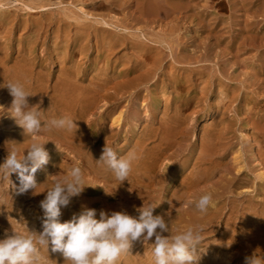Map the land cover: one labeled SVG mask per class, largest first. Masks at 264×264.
I'll return each instance as SVG.
<instances>
[{"label":"rangeland","instance_id":"rangeland-1","mask_svg":"<svg viewBox=\"0 0 264 264\" xmlns=\"http://www.w3.org/2000/svg\"><path fill=\"white\" fill-rule=\"evenodd\" d=\"M143 1L144 3L148 1L153 2L152 14L151 12L146 13L143 10ZM157 1L4 0L0 3V15L2 12H5L4 16L6 18L5 24L0 25L4 28L0 27V34H2L0 35V48L3 49V56L12 54V59L5 61V67L13 65V58L25 59L30 63V67H28L29 72L32 70L36 77L39 75L42 77L32 79L34 84L38 85V89L42 87L41 89L45 88L46 90L39 89L40 93L32 95L31 100L29 99L31 102L28 100L30 106L39 105L37 107L41 113V120L46 122V120L53 119L52 115L55 116L56 106L54 108L53 106L54 104L56 105L57 98L61 96L59 95L61 94L59 91L62 89L60 83L62 81L69 82V85L74 86L76 82H79L76 84L79 86L75 85L76 89L68 88V91H66V93L68 92L66 96L71 93V96H76H74L75 100L72 97L70 105H64V108H62H66L67 110L65 109L64 111L69 112L65 113L67 116L70 114L73 120H78V129L76 131H68V134L71 135H68L70 139L67 140V143H60L58 139L56 140L48 132H41L39 135L31 137L25 133V130L20 127L16 119L12 118L14 114L11 110L13 98L9 95L8 89L3 87L5 82L2 79L9 82L10 78H0V107H3L0 108V151H4L0 152V164L4 163L8 152L16 150L19 154H23L33 142H46L44 147L49 154L48 163L37 170L35 174L41 176V180L39 182L36 181L40 193L36 189V191L33 190L34 194L32 195L30 193L32 190H30L28 193L26 192L27 194H31L27 196L28 198L21 197L20 194V196H16V192L11 188L10 181L5 180L2 176L3 174L0 173V191L2 190L1 192L4 193L0 192V195L2 194L1 196L4 198L6 196L5 200L4 198L0 199V212H4L0 213V240H4L12 235L14 230L24 234H27V230L35 233L42 232L44 213L40 207V202L45 199L47 189L51 188L57 179H63L68 175L69 170L73 166L78 165L83 170L85 184L90 186L85 187L79 196L73 197L67 207L61 208V215L59 217L61 223L71 220L74 215L78 216L85 208L94 209L96 212L95 218L99 220L101 211L109 215L112 212H126L128 215L138 217L139 213L137 209L143 205H159L154 209L153 215H162L168 219L166 214L171 212V231L173 234L182 232L191 225H203L205 231L207 230V233L204 231L203 234L204 240L201 244V249L204 252L201 253L200 264H205L203 261H205V256L206 259L208 258L207 254L214 255L217 264H246L245 257L247 256H251L254 253L264 256V182L261 183L259 179L260 172L264 169V0H179V2H177L178 0H165L166 3L160 0L162 4L160 1V4ZM37 2L39 4L43 3V5L48 7V10L42 14L40 12L29 13L26 6L38 4ZM1 5L6 9H1ZM157 6L160 8L158 7L157 9ZM84 19L86 20L83 21ZM100 19L102 20L100 21ZM105 21L125 28L131 36H129L128 32L123 31L121 34L113 28H109L110 30L107 31L105 25L98 24ZM32 23H37L38 26L34 27ZM81 26H83V30L85 29L84 32ZM8 31H11V33ZM56 35L60 38H57ZM101 35H106L105 44H101ZM115 39L126 41L128 47L119 44L112 48H116L117 50L115 49L116 51L111 56H107L108 52L107 55L103 53L104 57L100 51L103 48V52L109 50L111 41ZM33 41L36 42L35 46L31 45ZM56 41L58 44H55ZM133 44H142V48L146 49L147 53L142 54L141 57L138 50H135V53L130 49V46H133ZM78 45L79 47L77 48ZM8 46L11 48L7 49ZM56 46L57 48L60 47L59 51L55 50ZM66 46H71L70 53L72 52V57L70 59L66 55ZM149 47L150 49H148ZM74 50L77 51L74 52ZM23 55L25 56L23 57ZM127 55L135 57V66L140 61L142 65L138 66L137 72L135 71L131 75L124 76L122 72L126 67L119 59ZM159 59H161V63L157 62ZM158 64L162 67H159ZM70 65L72 66L70 67ZM65 67H69L70 70L72 68V70L68 69V71ZM38 68L43 71H40ZM107 70L109 73H106ZM157 71L159 72L157 73ZM96 72L97 75L95 76L94 73L96 74ZM102 73H106V75H102ZM65 74L69 75L70 78H61V75ZM83 74H88L89 76ZM166 74L168 75L166 76ZM54 76L59 78V80L57 79L58 81H61L59 84ZM98 76L100 77L98 78ZM111 76V79H114L113 83L110 84L111 96L107 97L106 94L108 92L105 91V79ZM151 78L153 79L151 80ZM27 79L30 78H21L22 81ZM37 79L45 80V82L43 83L41 82L42 80L38 81ZM71 79L72 81H69ZM174 79H178L179 81L173 84ZM88 81L91 83L90 85L94 83L93 86H89ZM46 83L49 85H46ZM85 84H87V87ZM56 85L59 86L57 87ZM80 85L82 87L85 86L81 89L83 92L79 90ZM94 85L100 91L93 89L95 88ZM53 88L58 89L54 90ZM77 90L80 93L82 92L81 96L78 92L74 94ZM95 93L97 95L100 94V96L95 95ZM77 94L79 98H77ZM95 96H97V101L94 98ZM90 97L92 100L89 99ZM85 102L88 104L86 105L85 113H83ZM113 102L115 103L113 104ZM105 103L111 104L108 107ZM49 105H51V108ZM80 106L81 108H79ZM68 107L72 108L68 109ZM86 112L88 113L86 114ZM216 112L217 114H215ZM115 113H117V117H121L122 127H111L110 119L116 117ZM10 120L11 124L9 123ZM210 121L211 123L213 122V125ZM11 127L13 128L11 129ZM81 129L82 131H78ZM77 133L80 134L78 135ZM7 134L9 137L14 136L12 137L14 142L12 141V145L9 144L11 147L5 145L2 148L1 146L4 145L3 143L8 136ZM164 134H167L168 137L164 138ZM109 136L110 139H107ZM204 139H207L206 142ZM17 142L21 144L20 147ZM204 142L206 144L205 147ZM70 143L72 144L70 145ZM106 143L113 147L120 157L127 156L130 151H136V155L138 156V159L134 162L136 168L130 173L131 175H129L128 180H125L121 184L116 179L114 180V176L98 165L96 161L100 158L102 149ZM155 143H159V145H155ZM222 146L229 150H224ZM140 148L142 149L140 150ZM204 149L207 153L214 152L208 155L209 159L206 158L205 160L204 157L200 159L203 156L202 152ZM161 152H164V155ZM221 152L225 154L223 155ZM154 153H159L160 155L157 166L153 164ZM211 156L214 158L212 159ZM236 158L237 160H235ZM150 160L151 162H148ZM210 162L211 164L209 165ZM236 163L239 165L237 164L236 166ZM200 166L202 168L207 166L208 168L205 167L204 170L206 169L205 171L211 174L208 176L207 173L203 172V169H200ZM180 168L181 170H179ZM215 168L218 170L216 169V171ZM223 168L225 171L229 168L228 173L223 171ZM246 170H249V172ZM241 171L242 173H240ZM231 173L233 175H230ZM203 174L206 176L204 177L205 180L202 178L204 181L201 179L202 181H199L196 188L188 190L190 191L188 193L180 191L181 186L184 188L189 181L196 180V177H198L196 175L201 177ZM186 175L189 176L187 177ZM15 177H17L15 173L10 176L12 183L15 182L14 184H16V181L18 182ZM223 177L227 182L224 181ZM252 180L257 182H253ZM230 181L232 183L235 181L234 185H229L228 182ZM128 185H134V187L132 189L129 187L127 190ZM129 190L132 191L130 192ZM224 190L225 192L223 193ZM231 192L232 194H229ZM44 193L45 195H43ZM206 193L212 194L214 206H210L211 208L209 207L206 214H201L198 213L199 211L193 203ZM23 197L25 200L22 199ZM250 198H253V200L251 201ZM218 205L221 207H218ZM238 206H241L243 209ZM252 208H255V210ZM257 208L260 209L258 210ZM211 211L213 213H210ZM216 212L217 215H215ZM207 218L210 221L208 223H206L208 221ZM254 219L256 220L255 223ZM165 235H169V233H165ZM212 239L215 241L212 242ZM151 242L134 241L130 250L131 254L121 257L117 264H134L137 261V264H149L150 262V264H153ZM229 244L231 245L228 246ZM50 250L51 248L49 249V253L51 252ZM41 251L43 255L48 256L47 252H45L46 249H41ZM51 254L57 259L59 264L63 261L65 263L61 253L56 252ZM141 254H145L146 257L140 256ZM57 255L62 257L61 260L63 261L61 263L58 260L60 257L57 258ZM50 257L48 264H58L54 258L51 259ZM139 258L140 260H138ZM128 259H130L129 262ZM141 259H144L146 263L142 262ZM65 264H70V262Z\"/></svg>","mask_w":264,"mask_h":264},{"label":"clouds","instance_id":"clouds-1","mask_svg":"<svg viewBox=\"0 0 264 264\" xmlns=\"http://www.w3.org/2000/svg\"><path fill=\"white\" fill-rule=\"evenodd\" d=\"M3 87L13 97L12 116L30 137L41 132L50 133L53 129L76 131L77 124L69 116L42 122L39 105H29L27 98L32 95L25 91L21 83L9 82ZM45 143L33 142L23 154L12 150L0 165L3 178L9 180L11 188L19 194L36 191L39 187L35 173L49 160ZM137 159L135 152L125 157L118 156L114 148L106 143L96 161L121 184L128 180ZM13 173L18 176V187L10 179ZM87 186L90 185L85 184L83 170L78 165L73 166L63 179H57L40 202L44 213L42 232L27 230L24 234L14 230L12 235L0 240V264H48L49 247L53 253H61L70 264H117L121 257L131 254L132 244L137 240L152 241L153 264H199L204 252L201 249L204 226H189L173 234L171 212L166 214L168 219L153 215L159 205H143L137 209L138 217L126 212L109 215L101 211L99 220L95 218L94 209L85 208L78 216L61 223V208L67 207L71 199L79 196ZM194 205L201 214H206L209 207L214 206L212 194L200 196ZM41 249H46L48 256L43 255ZM245 261L246 264H264V256L254 253L245 257Z\"/></svg>","mask_w":264,"mask_h":264},{"label":"bare ground","instance_id":"bare-ground-1","mask_svg":"<svg viewBox=\"0 0 264 264\" xmlns=\"http://www.w3.org/2000/svg\"><path fill=\"white\" fill-rule=\"evenodd\" d=\"M4 1V0H3ZM3 1H1L0 3H2ZM16 1V0H15ZM28 1V0H27ZM30 1H33V0H30ZM102 1V0H101ZM159 1L160 0H158L157 2L159 3ZM164 2H165V0H163ZM177 1V0H176ZM259 1V0H258ZM22 2V1H21ZM138 2V1H137ZM177 2H179V0L177 1ZM249 2V1H248ZM8 3V2H7ZM25 3V2H24ZM28 3H34V2H28ZM38 3V2H37ZM101 3V2H100ZM152 1L151 2H145L144 3V1H143V3H142V7H143V10L146 12V13H149V12H151V10H153V7L154 6H152ZM160 3L162 4V2L160 1ZM159 3V4H160ZM166 3V2H165ZM171 3H173V2H171ZM176 3V2H175ZM174 3V4H175ZM27 4V3H26ZM25 4V5H26ZM113 4V3H112ZM119 4V3H118ZM139 4V3H138ZM156 4V3H155ZM180 4V3H179ZM5 5V4H4ZM27 5H29V4H27ZM47 5V4H46ZM97 5V4H96ZM173 5V4H172ZM177 5V4H176ZM20 7V6H19ZM158 7L159 6H157V9H158ZM26 8H27V11L29 12V13H34V12H40L41 14L43 13V12H45L46 10H48V7H46L45 5H43V3L42 4H33V5H30V6H26ZM59 8V7H58ZM160 8V7H159ZM250 8V7H249ZM1 9H6L3 5H1ZM141 9V8H140ZM142 10V9H141ZM140 10V11H141ZM143 10H142V12H143ZM83 11V10H82ZM67 12V11H66ZM144 12V13H145ZM246 13V12H245ZM4 14H5V12H2L1 13V15H0V25H3V24H5V22H6V18H5V16H4ZM85 14V13H84ZM151 14H152V12H151ZM89 15V14H88ZM84 16V15H83ZM87 16V15H86ZM85 17V16H84ZM88 17H90V16H88ZM87 17V18H88ZM86 18V19H87ZM8 20H9V18H7ZM78 19H80V18H78ZM86 19H84L83 21H85ZM37 20H39V19H37ZM69 20H71L70 18H69ZM81 20V19H80ZM91 20V19H90ZM95 20H97V19H95ZM102 19H100V21H101ZM15 21V20H14ZM43 22V21H42ZM95 24H96V22H95ZM98 24H103V26L105 25L106 26V30L108 31V30H110L109 28H113V29H116L118 32H120L121 34H122V32L124 31V32H128L127 30H125V28H122V27H119V26H117V25H113L112 23L110 24V22L109 23H107L106 21L105 22H102V23H98ZM32 26H34V27H36V26H38V24L37 23H32ZM0 27H2V26H0ZM42 27V26H41ZM83 26H81V28H82ZM101 27V26H100ZM3 28V27H2ZM80 28V29H81ZM86 28V27H85ZM4 29V28H3ZM82 30H83V28H82ZM85 30V29H84ZM84 30H83V32H84ZM98 30V29H97ZM11 31H12V29H11ZM11 31H8V32H10L11 33ZM63 31V30H62ZM94 31H96V30H94ZM113 31V30H112ZM130 31V30H129ZM29 32V31H28ZM87 32H88V30H87ZM93 32V31H92ZM132 32V31H131ZM0 33H1V31H0ZM63 33V32H62ZM111 33V32H110ZM112 33H114V32H112ZM129 33V32H128ZM95 34V33H94ZM130 34V33H129ZM134 34V33H133ZM0 35H2V34H0ZM7 35V34H6ZM127 35V34H126ZM44 36V35H43ZM46 36V35H45ZM91 36V35H90ZM129 36H131V34L129 35ZM128 36V37H129ZM137 36H139V35H137ZM56 37L58 38L59 36H57L56 35ZM116 37V36H115ZM124 37V36H123ZM135 37H136V35H135ZM142 37V36H141ZM11 38V37H10ZM47 38V37H46ZM60 38V37H59ZM96 38V37H95ZM146 38H148V37H146ZM45 39V38H44ZM64 39V38H63ZM66 39V38H65ZM105 39H106V35H101V44H105L106 42H105ZM126 39V38H125ZM135 39V38H134ZM142 39V38H141ZM145 39V38H144ZM1 40V39H0ZM27 40H29V39H27ZM41 40V39H40ZM68 40V39H67ZM66 40V41H67ZM70 40V39H69ZM78 40V39H77ZM150 40V39H149ZM148 40V41H149ZM4 41V40H3ZM58 41V40H57ZM57 41L55 42V44L57 43ZM81 41V40H80ZM83 41V40H82ZM131 41V40H130ZM142 41V40H141ZM145 41H147V40H145ZM151 41V40H150ZM163 41H164V39H163ZM162 41V42H163ZM41 42V41H40ZM44 42V41H43ZM143 42V41H142ZM3 43V42H2ZM5 43V42H4ZM67 43H68V41H67ZM131 43H133V42H131ZM135 43V42H134ZM144 43V42H143ZM164 43V42H163ZM35 44H36V42L35 41H33L32 43H31V45H33V46H35ZM58 44V43H57ZM60 45H61V43H59ZM79 44V43H78ZM96 44H97V42H96ZM119 44H122L123 46H125V47H128L127 46V42L126 41H123V40H121V39H115V40H112L111 41V43H110V45H109V50H107L106 52H103L104 50V48L102 49V51H100L101 52V54L102 55H107V53L109 52V54L107 55V56H111L113 53H114V51H116L117 49L116 48H114V49H112L113 47H115V46H118ZM146 44V43H145ZM159 44H161V42H159ZM21 45V44H20ZM23 45V44H22ZM80 45V44H79ZM79 45L77 46V48L79 47ZM130 45V44H129ZM10 46V45H9ZM7 47V49H10L11 47ZM96 46V45H95ZM99 46H100V44H99ZM102 46V45H101ZM71 47V46H70ZM70 47L69 46H66V50H67V57L70 59L71 57H72V52L70 53ZM108 47V46H107ZM147 47H148V44H147ZM18 48V47H17ZM19 48H20V46H19ZM47 48H48V46H47ZM60 48V47H59ZM59 48H57V46H56V48H55V50H57V51H59ZM21 49V48H20ZM44 49H45V47H44ZM50 49V48H49ZM100 49V48H99ZM116 49V50H115ZM130 49L131 50H133L134 52H135V50H138L139 51V53L141 54H138V55H140L141 57H142V54H145V53H147L146 51V49H144V48H142V44H139V45H135V44H133V46H130ZM148 49H150V47L148 48ZM5 50V49H4ZM80 50V49H79ZM2 51H3V49L2 48H0V78H10V80H8L9 82H19V83H21L23 86H24V89H25V91H27L29 94H31V95H37V94H39L40 92L38 91L39 89H41L42 87H40L39 89L37 88L38 87V85H35L34 84V81H33V79L34 78H42V77H40V75L38 76V77H36L35 75H34V73H33V71L32 70H30V72H29V70H28V67H30L29 66V64L30 63H28L27 62V60H25V59H19V58H13V65L11 66V67H5V61H9V60H11L12 59V54H6L5 56H3V54H2ZM7 51V50H6ZM61 51V50H60ZM73 51V50H72ZM75 51H77V50H74V52ZM90 51V50H89ZM119 51V50H118ZM137 51V52H138ZM62 52V51H61ZM96 52V51H95ZM98 52V51H97ZM124 52H126V51H124ZM18 53H20L19 51H18ZM43 53V52H42ZM56 53V52H55ZM104 53V54H103ZM122 53V52H121ZM136 53V52H135ZM46 54V53H45ZM89 54V53H88ZM94 54V53H93ZM19 55V54H18ZM62 55V54H61ZM76 55V54H75ZM79 55V54H78ZM105 55H104V57H105ZM116 55V54H115ZM119 55V54H118ZM121 55V54H120ZM22 56V55H21ZM25 55H23V57H24ZM57 56V55H56ZM147 56H149V55H147ZM22 57V58H23ZM27 57V56H26ZM59 57V56H58ZM67 57H65V58H67ZM74 57V56H73ZM62 58V57H61ZM113 58V57H112ZM134 58L135 57H133L132 55H127V56H124V57H121L120 59H119V61L121 60V63L126 67L125 68V70L122 72V75H124V76H126V75H131V73H134L135 71L137 72V70H138V66L141 64V61L140 62H138V65L137 66H135V62H134ZM162 58V57H161ZM102 59H103V57H102ZM118 59V58H117ZM33 60H34V58H33ZM148 60V59H147ZM109 61H110V57H109ZM137 61H139V60H137ZM136 61V62H137ZM162 61H163V59H162ZM37 62V61H36ZM67 62V61H66ZM70 62V61H69ZM68 62V63H69ZM72 62H73V60H72ZM103 62H104V60H103ZM157 62H159V63H161V59H159V60H157ZM9 63V62H8ZM12 63V62H11ZM101 63V62H100ZM144 63V62H143ZM154 63V62H153ZM102 64V63H101ZM100 64V65H101ZM104 64V63H103ZM145 64V63H144ZM75 65V64H74ZM142 65V64H141ZM72 65H70V67H71ZM92 66V65H91ZM158 66H159V64H158ZM98 67H99V65H98ZM102 67V66H101ZM152 67V66H151ZM159 67H162V66H159ZM32 68V67H31ZM43 68V67H42ZM65 68H67V67H65ZM74 68V67H73ZM82 68V67H81ZM93 68V67H92ZM109 68V67H108ZM140 68V67H139ZM156 68V67H155ZM158 68V67H157ZM34 69V68H33ZM39 69V68H38ZM70 70V68L68 67L67 68V70ZM83 69V68H82ZM96 69V68H95ZM40 70V69H39ZM47 70V69H46ZM64 70V69H63ZM68 70V71H69ZM71 70H72V68H71ZM70 70V71H71ZM76 70V69H75ZM89 70V69H88ZM90 70H91V67H90ZM89 70V71H90ZM103 71H104V69H102ZM109 70V69H108ZM108 70H107V72L106 73H109L108 72ZM153 70V69H152ZM156 70V69H155ZM40 71H43V70H40ZM39 71V72H40ZM149 71V70H148ZM46 72V71H45ZM50 72V71H49ZM66 72V71H65ZM76 72V71H75ZM79 72V71H78ZM87 72V71H86ZM102 72V71H101ZM114 72V71H113ZM139 72V71H138ZM147 72V71H146ZM151 72V71H150ZM156 72V71H155ZM159 71H157V73H158ZM175 72H176V69H175ZM38 73V72H37ZM44 73V72H43ZM106 73L105 74H103L102 73V75H106ZM116 73V72H115ZM171 73V72H170ZM39 74H42V73H39ZM64 74V73H63ZM69 74V73H68ZM114 74V73H113ZM137 74V73H136ZM143 74H146V73H143ZM152 74V73H151ZM169 74V73H168ZM168 74H166V76L168 75ZM190 74V73H189ZM46 75L48 76V74L46 73ZM49 75H50V73H49ZM52 75V74H51ZM83 75H86V74H83ZM88 75V74H87ZM86 75V76H87ZM94 75L96 76L97 75V72H96V74L94 73ZM98 75H99V73H98ZM101 75V76H102ZM110 75H112V74H110ZM116 75V74H115ZM138 75V74H137ZM149 75V74H148ZM158 75V74H157ZM192 75V74H191ZM46 76V77H47ZM80 76V75H79ZM89 76V75H88ZM109 76V75H108ZM144 76V75H143ZM142 76V77H143ZM190 76V75H189ZM51 77V76H50ZM49 77V78H50ZM55 77V76H54ZM100 76H98V78H99ZM104 77V76H103ZM114 77V76H113ZM128 77V76H127ZM134 77V76H133ZM149 77V76H148ZM154 77V76H153ZM12 78V79H11ZM21 78H30V79H27V80H21ZM33 78V79H32ZM48 78V79H49ZM56 78V80L58 79L59 80V78H57V77H55ZM61 78H70V76L69 75H67V74H65V75H61ZM78 78V77H77ZM85 78V77H84ZM83 78V79H84ZM112 78V76L109 78H106L105 79V86H106V90L105 91H107L108 93L106 94L107 95V97H110L111 95V93H110V84L111 83H113V80L111 79ZM114 78H116V77H114ZM135 78V77H134ZM145 78V77H144ZM173 78H176V77H173ZM83 79H82V82H83ZM87 79V78H86ZM135 79H137V78H135ZM146 79V78H145ZM153 78H151V80H152ZM172 79V78H171ZM5 83L4 84H7V83H9V82H7L6 80H4V79H2ZM38 80V79H37ZM39 80H42V79H39ZM38 80V81H39ZM45 80H46V78H45ZM45 80L43 81H41V82H45ZM55 80V82H57ZM81 80V79H80ZM90 80V79H89ZM124 80V79H123ZM140 80H141V76H140ZM147 80H149V79H147ZM47 81V80H46ZM50 81V80H49ZM49 81H48V83H49ZM67 81V80H66ZM69 81H72V79L71 80H69ZM78 81V80H77ZM87 81V80H86ZM130 81H131V78H130ZM136 81V80H135ZM157 81V80H156ZM179 80L177 79V80H173V84H176V82H178ZM61 81H58L57 83L59 84ZM76 82V81H75ZM84 82H85V80H84ZM91 82H92V80H91ZM95 82V81H94ZM99 82V81H98ZM116 82V81H115ZM128 82V81H127ZM148 82H150V81H148ZM190 82H191V79H190ZM40 83V82H39ZM38 83V84H39ZM48 83H46V85L48 84ZM77 83H79V82H76L75 83V85L77 84ZM88 83H89V81H88ZM100 83V82H99ZM118 83V82H117ZM129 83V82H128ZM141 83V82H140ZM144 83H145V80H144ZM156 83V82H155ZM165 83V82H164ZM195 83V82H194ZM194 83H193V85H194ZM50 84V83H49ZM48 84V85H49ZM54 84V83H53ZM70 83L69 82H61L60 83V87L62 88H60L59 87V89H61V91H59V93H61V94H59V95H61L59 98H57V101H56V105L54 104V106H53V108L56 106V113H55V116H51L53 119H58V118H60V117H62V116H67L66 114L67 113H69V112H66V111H64L65 109H62V108H64L63 106L64 105H70V103L72 102L70 99H73L72 97H74L75 95H73V96H71V93H70V95H68V96H66L67 94H68V92L66 93V91H68V88H70V89H76V86H79V85H69ZM73 84V83H72ZM91 83H89V86H93V84L94 83H92V85H90ZM116 84V83H115ZM146 84V83H145ZM43 85V87H45L44 86V84H42ZM83 85V84H82ZM189 85V84H188ZM54 86V85H53ZM57 86V85H56ZM55 86V87H56ZM59 86V85H58ZM57 86V87H58ZM85 86L87 87V84H85ZM85 86H83V87H85ZM95 86V85H94ZM49 87V86H48ZM82 86L80 85V89L79 90H81V89H83V87L81 88ZM139 87V86H138ZM159 87V86H158ZM174 87V86H173ZM176 87V86H175ZM196 87V86H195ZM198 87V86H197ZM97 87L95 86V88H93V89H96ZM105 88V87H104ZM103 88V89H104ZM49 89V88H48ZM54 90H57L58 88H53ZM86 89V88H85ZM93 89H91V90H93ZM151 89V88H150ZM169 89V88H168ZM171 89V88H170ZM175 89V88H174ZM190 89H192L191 87H190ZM41 90H46L45 88H43V89H41ZM40 90V91H41ZM99 90V89H98ZM97 89H96V91H98ZM8 91V90H7ZM72 91V90H71ZM82 91V90H81ZM85 91V90H84ZM95 91V92H96ZM100 91V90H99ZM113 91V90H112ZM209 91V90H208ZM32 92H34V93H32ZM58 92V91H57ZM78 92V90L76 91V92H74V94L75 93H77ZM83 92V91H82ZM81 92V93H82ZM86 92V91H85ZM91 92V91H90ZM177 92V91H176ZM195 92V91H194ZM73 93V92H72ZM80 92H78V94H79ZM81 93L79 94L80 96H81ZM169 93V92H168ZM1 94V93H0ZM56 94V93H55ZM64 94V95H63ZM78 94H77V96H78ZM84 94V93H83ZM92 94V93H91ZM90 94V95H91ZM10 95V94H9ZM58 95V94H57ZM95 95H97V93H95ZM210 95V94H209ZM52 96V95H51ZM83 96V95H82ZM93 96V95H92ZM91 96V97H92ZM97 96H100V94H98ZM97 96H95L94 98H96ZM71 97V98H70ZM76 97V96H75ZM75 97H74V99L73 100H75ZM91 97L89 98V99H91ZM13 98V97H12ZM31 96H29L27 99L29 100H31ZM39 98V97H38ZM51 98V97H50ZM77 98H79V96L77 97ZM76 98V99H77ZM84 98V97H83ZM201 98V97H200ZM39 99H41V98H39ZM43 99V98H42ZM81 99V98H80ZM208 99V98H207ZM29 100V102H31ZM38 100V99H37ZM83 100V99H82ZM92 100V99H91ZM104 100H106L105 98H104ZM49 101H50V99H49ZM52 101V100H51ZM77 101V100H76ZM96 101H97V98H96ZM114 101V100H113ZM162 101V100H161ZM4 102V101H3ZM39 102H41V101H39ZM38 102V103H39ZM53 102V101H52ZM108 102V101H107ZM192 102V101H191ZM196 102V101H195ZM220 102V101H219ZM55 103V102H54ZM76 103V102H75ZM77 103H78V101H77ZM76 103V104H77ZM86 103V102H85ZM115 102H113V104H114ZM210 103V102H209ZM35 104V103H34ZM40 104V103H39ZM80 104V103H79ZM88 103H86L84 106H83V113H85V111H86V105H87ZM109 104H111V103H109ZM108 103H105V105L106 106H108L109 105ZM36 105H38V104H36ZM71 105H74V104H71ZM83 105V104H82ZM191 105V104H190ZM78 106V105H77ZM177 106V105H176ZM49 107L51 108V105H49ZM89 107V106H88ZM109 107V106H108ZM162 107V106H161ZM0 108H3L2 106L0 107ZM72 108V107H71ZM70 107H68V109H71ZM79 108H81V106L79 107ZM98 108V107H97ZM105 108H107V107H105ZM105 108H103V109H105ZM76 109V108H75ZM67 110V109H66ZM81 110V109H80ZM79 110V111H80ZM2 111H3V109H2ZM1 111V112H2ZM54 111V110H53ZM76 111V110H75ZM104 111V110H103ZM115 111H117V110H115ZM137 111V110H136ZM215 111V110H214ZM74 112V111H73ZM93 112V111H92ZM217 112H218V110H217ZM217 112L215 113V114H217ZM54 113V112H53ZM52 113V114H53ZM66 113V114H65ZM80 113V112H79ZM88 112H86V114H87ZM121 113V112H120ZM135 113V112H134ZM155 113V112H154ZM100 114V113H99ZM117 113H115V115H116ZM121 114H123V113H121ZM137 114V113H136ZM135 115V114H134ZM211 115V114H210ZM219 115H220V113H219ZM68 116H70V117H72L70 114L68 115ZM99 116V115H98ZM118 115H116V117L115 118H111L110 119V123H111V127H115V128H118V127H120L121 126V117L119 116V117H117ZM137 117V116H136ZM157 117V116H156ZM2 118V117H1ZM12 118H13V116H12ZM86 118V117H85ZM104 118V117H103ZM102 118V119H103ZM158 118V117H157ZM215 118V117H214ZM43 119V118H42ZM75 119V118H74ZM96 119V118H95ZM102 119H101V121H102ZM108 119V118H107ZM49 120V119H48ZM76 120V119H75ZM43 121V120H42ZM50 121V120H49ZM82 121V120H81ZM84 121H86V120H84ZM109 121V120H108ZM123 121V120H122ZM155 121V120H154ZM14 122V121H13ZM43 122H45V121H43ZM46 122H47V120H46ZM80 122V121H79ZM97 122V121H96ZM105 122H107V120H105ZM10 124L12 123L11 122V120H10V122H9ZM9 123H7V124H9ZM76 123H77V125H78V120H76ZM83 123V122H82ZM108 123V122H107ZM110 123H109V125H110ZM209 123V122H208ZM210 123H211V121H210ZM81 124V123H80ZM84 124V123H83ZM97 124H99V123H97ZM104 124V123H103ZM155 124V123H154ZM168 124V123H167ZM212 125H213V122L211 123ZM4 125V124H3ZM15 125V124H14ZM13 125V126H14ZM82 125V124H81ZM80 125V126H81ZM218 125V124H217ZM10 126V125H9ZM19 126V125H18ZM82 126H84V125H82ZM104 126H106V124H104ZM123 126V125H122ZM121 126V127H122ZM6 127H7V125H6ZM21 127V126H20ZM79 127V126H78ZM85 127V126H84ZM99 127V126H98ZM156 127V126H155ZM0 128H1V126H0ZM13 127H11V129H12ZM88 128V127H87ZM101 128V127H100ZM18 129V128H17ZM78 129V128H77ZM80 129V128H79ZM83 129V128H82ZM82 129L81 130H78V131H82ZM97 129V128H96ZM159 130H160V128H158ZM217 129V128H216ZM215 129V130H216ZM11 131V130H10ZM17 131V130H16ZM119 131V130H118ZM225 131V130H224ZM12 132V131H11ZM24 132V131H23ZM105 132V131H104ZM108 132V131H107ZM109 132H111V131H109ZM9 133V132H8ZM19 133V132H18ZM18 133H16V134H18ZM26 133V132H25ZM49 133V132H48ZM69 132L67 131V132H65V130H63V129H53L49 134H51L54 138H56V140L58 139V141L60 142V143H67V140L68 139H70L69 138V136H71V135H69L68 134ZM113 133V132H112ZM157 133V132H156ZM1 134V133H0ZM3 134V133H2ZM78 135L80 134V133H77ZM86 134V133H85ZM108 134V133H107ZM110 134V133H109ZM8 135V134H7ZM23 135V134H22ZM69 135V136H68ZM89 135V134H88ZM87 135V136H88ZM210 135V134H209ZM245 135V134H244ZM10 136H11V133H10ZM19 136V135H18ZM47 136H48V134H47ZM4 137V136H3ZM12 137H14V136H12ZM12 137H9V135L5 138V140H4V145L2 144V141H1V144L3 145V146H1L2 148H4V146L5 145H9V144H11L12 143V141H13V139H12ZM17 137V136H16ZM23 137V136H22ZM164 138L166 137H168L167 136V134H164V136H163ZM193 137V136H192ZM33 138H35V137H33ZM82 138H83V136H82ZM194 138V137H193ZM211 138V137H210ZM214 138V137H213ZM17 139V138H16ZM22 139V138H21ZM107 139H110V136L107 138ZM215 139V138H214ZM27 140V139H26ZM205 140V139H204ZM207 140V139H206ZM206 140H205V142H206ZM212 140V139H211ZM24 141V140H23ZM57 141V142H58ZM80 141H82V140H80ZM154 141H155V139H154ZM203 141V140H202ZM214 141V140H213ZM14 142V141H13ZM111 142V141H110ZM205 142L203 143L204 144V147L206 146V144H205ZM209 142H210V140H209ZM222 142V141H221ZM16 143V142H15ZM18 143V146L20 147V143L19 142H17ZM41 143V142H40ZM219 143V142H218ZM14 144V143H13ZM72 143H70V145H71ZM112 144H113V142H112ZM156 144H158L159 145V143H155V145ZM211 144V143H210ZM222 144V143H221ZM12 145V144H11ZM155 145H153V146H155ZM157 145V146H158ZM209 145V144H208ZM207 145V146H208ZM213 145V144H212ZM211 145V146H212ZM252 145V144H251ZM10 146V145H9ZM17 146V145H16ZM30 146V145H29ZM29 146H26V147H29ZM73 146V145H72ZM83 146H85V145H83ZM142 146H144V145H142ZM141 146V147H142ZM214 146H215V144H214ZM11 147V146H10ZM14 147V146H13ZM12 147V148H13ZM156 147V146H155ZM203 147V148H204ZM209 147V146H208ZM207 147V148H208ZM223 148H224V146H222ZM71 148V147H70ZM74 148V147H73ZM78 148V147H77ZM82 148V147H81ZM163 148V147H162ZM16 149H17V147H16ZM142 148H140V150H141ZM154 149V148H153ZM161 149V148H160ZM212 149V148H211ZM222 149V148H221ZM225 149H228V148H224V150ZM132 150V149H131ZM136 150H137V148H136ZM214 150V149H213ZM229 150V149H228ZM164 151V150H163ZM1 153L2 152H4V151H0ZM131 152V151H130ZM129 152V153H130ZM133 152V151H132ZM141 152V151H140ZM153 152V151H152ZM151 152V153H152ZM200 152H202V151H200ZM211 152V151H210ZM226 152V151H225ZM128 153V154H129ZM135 153H136V151H135ZM142 153V152H141ZM140 153V154H141ZM155 153H156V151H155ZM154 153V157H153V164H155L156 166H157V163L159 162L158 160H159V158H160V155H159V153H157V154H155ZM162 153V152H161ZM160 153V154H161ZM164 153V152H163ZM162 153V155H164ZM199 153V152H198ZM212 153H214L213 151L211 152V153H207V151L204 149L203 150V152H202V155L203 156H201V158L200 159H202V157H204L205 158V160H206V158H208L209 159V154H212ZM222 153V152H221ZM61 154V153H60ZM84 154V153H83ZM223 155L225 154V153H222ZM227 155V154H226ZM198 156V155H197ZM215 156V155H214ZM141 157V156H140ZM150 157V156H149ZM212 157V156H211ZM222 157V156H221ZM238 157H240V156H238ZM88 158V157H87ZM147 158V157H146ZM214 157H212V159H213ZM140 159V158H139ZM148 159V158H147ZM222 159V158H221ZM235 160H237V158L235 159ZM63 161V160H62ZM200 161V160H199ZM219 161V160H218ZM240 161V160H239ZM148 162H151V160L150 161H148ZM244 162V161H243ZM3 163V162H2ZM217 163V162H216ZM242 163V162H241ZM187 164V163H186ZM200 164V163H199ZM211 164V162L209 163V165ZM219 164H220V162H219ZM237 164L238 163H236L235 165L237 166ZM244 164V163H243ZM245 164H246V162H245ZM244 164V165H245ZM1 165V164H0ZM138 165H139V163H138ZM207 165H208V163H207ZM215 165V164H214ZM231 165V164H230ZM235 165H233V166H235ZM239 165V164H238ZM248 165V164H247ZM136 166V164L134 163V165H133V170H132V172L134 171V169L136 168L135 167ZM227 166V165H226ZM232 166V165H231ZM230 166V167H231ZM242 166V165H241ZM160 167H161V165H160ZM171 167V166H170ZM195 167V166H194ZM197 167V166H196ZM201 167V166H200ZM204 167V166H203ZM205 167H207V166H205ZM204 167V168H205ZM228 167V166H227ZM140 168V167H139ZM183 168V167H182ZM204 168H200V169H203L204 170ZM208 168V167H207ZM226 168V167H225ZM232 168V167H231ZM235 168V167H234ZM155 169V168H154ZM158 169V168H157ZM169 169V168H168ZM171 169V168H170ZM217 168H215V170H216ZM224 169V168H223ZM233 169V168H232ZM236 169V168H235ZM234 169V170H235ZM68 170V169H67ZM138 170V169H137ZM179 170H181V168L179 169ZM206 170V169H205ZM203 171V172H205V173H207L206 171ZM215 170H214V172H215ZM218 170V169H217ZM216 170V171H217ZM220 170H222V169H220ZM228 170H229V168H228ZM228 170L227 171H225V169L223 170V171H225V172H227L228 173ZM237 170V169H236ZM238 170H240V169H238ZM136 171V170H135ZM161 171V170H160ZM247 171V170H246ZM260 171V170H259ZM137 172V171H136ZM198 173H199V171H197ZM231 172V171H230ZM247 172H249V170L247 171ZM198 173H196V174H198ZM217 173V172H216ZM224 173V172H223ZM240 173H242V171L240 172ZM2 174V173H1ZM36 174V173H35ZM135 174V173H134ZM148 174V173H147ZM176 174V173H175ZM194 174V173H193ZM192 174V175H193ZM208 174V173H207ZM211 173H209L208 174V176L210 175ZM215 174V173H214ZM17 175V174H16ZM38 175V174H37ZM37 175H35V180L36 181H40L41 180V176H37ZM131 175V174H130ZM154 175V174H153ZM166 175H167V173H166ZM169 175V174H168ZM213 175V174H212ZM230 175H233V173H231ZM229 175V176H230ZM3 176V175H2ZM143 176V175H142ZM155 176V175H154ZM157 176V175H156ZM187 177L189 176V175H186ZM196 176H198V177H196V180L195 181H193V180H191V181H189V183L183 188V186H181L182 188H181V192L182 193H188V192H190V191H188V190H190V189H193V188H196V186L199 184V181H202L203 179L205 180V178L204 177H206L205 176V174H203V176H201V177H199V175H196ZM214 176V175H213ZM221 176H223V175H221ZM227 176H228V174H227ZM237 176V175H236ZM235 176V178H237ZM13 177V176H12ZM47 177V176H46ZM110 177V176H109ZM130 177V176H129ZM152 177V176H151ZM231 177H234V176H231ZM111 178V177H110ZM156 178V177H155ZM184 178H186V177H184ZM191 178H192V176H191ZM203 178V179H202ZM213 178V177H212ZM222 178V177H221ZM258 178V177H257ZM256 178V179H257ZM15 179L16 180H18V176L17 177H15ZM173 179V178H172ZM188 179V178H187ZM194 179V178H193ZM202 179V180H201ZM223 179H224V181H226L225 180V178L223 177ZM232 179H234V178H232ZM242 179V178H241ZM244 179V178H243ZM259 179L261 180V183L262 182H264V169L260 172V175H259ZM4 180V179H3ZM2 180V181H3ZM114 180H115V178H114ZM150 181H151V179H149ZM183 180H185V179H183ZM203 180V181H204ZM208 180V179H207ZM238 180V179H237ZM153 181V180H152ZM160 181V180H159ZM182 181V180H181ZM253 181V180H252ZM255 181V180H254ZM253 181V182H254ZM8 182V181H7ZM133 182V181H132ZM149 182V181H148ZM156 182V181H155ZM217 182V181H216ZM227 182V181H226ZM231 182V181H230ZM230 182H228L229 183V185H234V182L232 183H230ZM255 182H257V181H255ZM15 183V182H14ZM13 183V184H14ZM44 183H46V182H44ZM131 183V182H130ZM145 183V182H144ZM152 183H154V182H152ZM151 183V184H152ZM177 183V182H176ZM186 183H187V181H186ZM208 183V182H207ZM241 183V182H240ZM10 184V183H9ZM40 184V183H39ZM42 184V183H41ZM147 184V183H146ZM211 184V183H210ZM214 184V183H213ZM212 184V185H213ZM256 184V183H255ZM17 187L19 186V180H18V182L16 181V184H15ZM140 185H141V183H140ZM177 185H178V183H177ZM216 185H217V183H216ZM216 185H215V187H216ZM228 185V186H229ZM241 185V184H240ZM247 185V184H246ZM214 186V185H213ZM212 186V187H213ZM225 186H227V185H225ZM5 187V186H4ZM7 187V186H6ZM129 187H131L130 189H132L133 187H134V185H131V186H129L128 185V188H127V190L129 189ZM207 187V186H206ZM214 187V188H215ZM230 187V186H229ZM236 187V186H235ZM253 187V186H252ZM256 187V186H255ZM1 188V187H0ZM2 188H3V186H2ZM46 188V187H45ZM180 188V187H179ZM226 188V187H225ZM238 188V187H237ZM257 188V187H256ZM4 189V188H3ZM42 189H43V187H42ZM41 189V191H43ZM138 189V188H137ZM222 189V188H221ZM254 189V188H253ZM37 190H38V188H37ZM40 190V189H39ZM38 190V191H39ZM48 190V189H47ZM212 190V189H211ZM223 190V189H222ZM221 190V191H222ZM229 190V189H228ZM255 190V189H254ZM261 190V189H260ZM263 190V189H262ZM2 191V190H1ZM0 191V192H1ZM4 191V190H3ZM30 191V190H29ZM29 191H27V193L29 192ZM130 192L132 191V190H129ZM177 191H178V189H177ZM176 191V192H177ZM220 191V190H219ZM246 191V190H245ZM11 192V191H10ZM14 192H16V191H14ZM33 192V190L30 192L32 195L34 194V192ZM175 192V193H176ZM225 192V190L223 191V193ZM1 193H3V192H1ZM6 193H8V192H6ZM27 193H23V194H20L21 195V197L22 196H24V197H27L28 195L30 196L31 194H27ZM39 193H40V191H39ZM43 193V192H42ZM127 193V192H126ZM129 193V192H128ZM197 193H198V190H197ZM220 193V192H219ZM218 193V194H219ZM240 193V192H239ZM249 193H250V190H249ZM4 194V193H3ZM47 194V193H46ZM229 194H232V192L231 193H229ZM242 194V193H241ZM245 194V193H244ZM247 194V193H246ZM252 194V193H251ZM250 194V195H251ZM253 194H254V191H253ZM2 195V194H1ZM0 195V199H3L4 197L3 196H1ZM9 195V194H8ZM19 195V193L18 192H16V196H20ZM41 195V194H40ZM43 195H45V193L43 194ZM188 195V194H187ZM235 195V194H234ZM13 196V195H12ZM35 196V195H34ZM39 196V195H38ZM173 196H174V193H173ZM172 196V197H173ZM229 196H231V195H229ZM233 196V195H232ZM239 196V195H238ZM252 196V195H251ZM11 197V196H10ZM15 197V196H14ZM24 197L22 198V199H24ZM33 197V196H32ZM40 197V196H39ZM177 197V196H176ZM183 197V196H182ZM221 197V196H220ZM226 197H228V196H226ZM236 197V196H235ZM5 198H6V196H5ZM5 198H4V200H5ZM12 198V197H11ZM28 198V197H27ZM35 198H36V196H35ZM42 198V197H41ZM188 198H190V197H188ZM200 198V197H199ZM216 198H218V197H216ZM224 198V197H223ZM238 198V197H237ZM261 198V197H260ZM10 199V198H9ZM16 199H17V197H16ZM19 199V198H18ZM32 199V198H31ZM37 199V198H36ZM186 199V198H185ZM226 199V198H225ZM248 199V198H247ZM246 199V200H247ZM251 199V201L253 200V198H250ZM12 200H14L13 198H12ZM25 200V199H24ZM26 200H28V199H26ZM172 200V199H171ZM193 200V199H192ZM191 200V201H192ZM196 200V199H195ZM222 200V199H221ZM241 200H243L242 198H241ZM255 200V199H254ZM264 200V199H263ZM2 201V200H1ZM21 201V200H20ZM19 201V202H20ZM37 201V200H36ZM40 201V200H39ZM194 201V200H193ZM236 201V200H235ZM249 201V200H248ZM256 201V200H255ZM259 201V200H258ZM17 202V201H16ZM189 202V201H188ZM244 202V201H243ZM249 203V202H248ZM194 204V203H193ZM226 204V203H225ZM245 204V203H244ZM261 204V203H260ZM8 205V204H7ZM236 205V204H235ZM247 205V204H246ZM249 205H251V204H249ZM262 205H263V203H262ZM2 206H3V204H2ZM129 206V205H128ZM220 205H218V207H219ZM237 206V205H236ZM243 206V205H242ZM255 206V205H254ZM190 207V206H189ZM221 207V206H220ZM223 207H224V205H223ZM238 207H240V208H242L241 206H238ZM253 207V206H252ZM257 207V206H256ZM211 208V207H210ZM250 208V207H249ZM264 208V207H263ZM195 209V208H194ZM193 209V210H194ZM214 209V208H213ZM243 209V208H242ZM253 209V208H252ZM258 209V208H257ZM260 209V208H259ZM258 209V210H259ZM238 210V209H237ZM253 210H255V208L253 209ZM241 211V210H240ZM247 212H248V210H246ZM250 211V210H249ZM257 211V210H256ZM255 211V212H256ZM73 212V211H72ZM132 212V211H131ZM217 212H218V210H217ZM217 212L215 213V215H217ZM220 212V211H219ZM244 212V211H243ZM1 214L2 213H4V212H0ZM75 213V212H74ZM111 213V212H110ZM133 213V212H132ZM198 213H200V212H198ZM210 213H213L212 211L210 212ZM251 213V212H250ZM262 213H263V211H262ZM262 213H260L259 212V214L261 215ZM67 214H68V212H67ZM221 214H222V212H221ZM241 214V213H240ZM249 214V213H248ZM256 214H257V212H256ZM69 215V214H68ZM210 215V217H212V215L211 214H209ZM208 215V216H209ZM254 215V214H253ZM252 215V216H253ZM6 216V215H5ZM8 216V215H7ZM130 216H132V215H130ZM254 216H256V215H254ZM262 216H263V214H262ZM1 217V216H0ZM186 217V216H185ZM209 217V218H210ZM259 217V216H258ZM255 218V217H254ZM208 219V218H207ZM214 219V218H213ZM257 219V218H256ZM204 220V219H203ZM211 220V219H210ZM214 221V220H213ZM217 221V220H216ZM249 221V220H248ZM252 221V220H251ZM255 219H254V223H255ZM261 221V220H260ZM190 222V221H189ZM208 222H210L209 221V219H208V221H206V223H208ZM243 222V221H242ZM245 223V222H244ZM243 223V224H244ZM261 223V222H260ZM211 224V223H210ZM230 224V223H229ZM249 224H253V223H249ZM257 224V223H256ZM263 224V223H262ZM261 224V225H262ZM2 225H4V224H2ZM6 225V224H5ZM189 225H191V224H189ZM204 225H206V224H204ZM212 225V224H211ZM255 225V224H254ZM188 226V225H187ZM186 226V227H187ZM191 226H193V225H191ZM203 226V225H202ZM246 226V225H245ZM34 227V226H33ZM207 227H208V225H207ZM248 227V226H247ZM253 227V226H252ZM257 227V226H256ZM256 227H255V231H256ZM264 227V226H263ZM209 228V227H208ZM243 228V227H242ZM260 228H261V226H260ZM35 229V228H34ZM231 229V228H230ZM245 229V228H244ZM248 229H249V227H248ZM258 229V228H257ZM13 230V229H12ZM204 231H205V229H204ZM207 231V230H206ZM205 231V232H206ZM235 231V230H234ZM242 231H244V230H242ZM247 231V230H246ZM264 231V230H263ZM263 231H262V233H263ZM231 232V231H230ZM207 233V232H206ZM234 233V232H233ZM243 233V232H242ZM245 233V232H244ZM208 234H209V232H208ZM250 234L252 235V233H251V231H250ZM249 234V235H250ZM246 235V234H245ZM1 236V235H0ZM222 237V236H221ZM225 237V236H224ZM207 238V237H206ZM218 239V238H217ZM223 240V239H222ZM215 241V240H214ZM213 241V239H212V242H214ZM208 242V241H207ZM219 243V242H218ZM221 243V242H220ZM226 243V242H225ZM212 245V244H211ZM223 245V244H222ZM221 245V246H222ZM231 244H229L228 246H230ZM224 246V245H223ZM228 246H227V248H228ZM51 247H49V249H50ZM217 248H218V246H217ZM221 248V247H220ZM204 249V248H203ZM212 249V248H211ZM210 249V250H211ZM227 250V249H226ZM51 251V250H50ZM208 251V250H207ZM45 252H47V251H45ZM211 252V251H210ZM219 252V251H218ZM243 252V251H242ZM51 253H53L52 251L49 253L50 254V256L52 255V257H50L51 259L52 258H54V256H53V254H51ZM217 253V252H216ZM230 253H231V251H230ZM207 254V253H206ZM213 254V253H212ZM215 254V253H214ZM47 255H48V253H47ZM55 255V254H54ZM58 256V255H57ZM62 256V255H61ZM140 256H145V254H141ZM149 256V255H148ZM148 256H147V258H148ZM152 256V255H151ZM221 256H222V254H221ZM225 256V255H224ZM233 256V255H232ZM60 256H58L57 258H59ZM142 257V258H143ZM146 257V256H145ZM207 259H206V256H205V261H203V262H205V264H217V262L215 261V257H214V255H210V254H207ZM217 257H218V254H217ZM227 257V256H226ZM230 257V256H229ZM150 258V257H149ZM152 258V257H151ZM220 258H222V257H220ZM232 258V257H231ZM230 258V260H232ZM62 259V257H60L58 260H60V263L63 261V260H65V258L63 259V260H61ZM130 259H131V257H130ZM130 259H128V262L130 261ZM132 259H133V257H132ZM224 259V258H223ZM222 259V260H223ZM228 260H229V258H227ZM54 260L55 261H57V259H55L54 258ZM135 260V259H134ZM134 260H133V263H134ZM138 260H140V258L138 259ZM217 260V259H216ZM137 261V260H136ZM141 261L143 262L144 261V259L142 260L141 259ZM145 261H146V258H145ZM144 261V263H146ZM218 261V260H217ZM64 262V261H63ZM62 262V263H63ZM223 262V261H222ZM225 262V261H224ZM56 263V262H55ZM57 263H58V261H57ZM61 263V264H62ZM65 263H68V261H65ZM65 263H63V264H65ZM137 263H138V261H137ZM137 263H134V264H137ZM151 263V262H150ZM149 263V264H150ZM226 263V262H225ZM230 263V262H229ZM59 264V263H58ZM200 264V263H199ZM204 264V263H203ZM227 264V263H226ZM240 264V263H239ZM243 264V263H242Z\"/></svg>","mask_w":264,"mask_h":264}]
</instances>
